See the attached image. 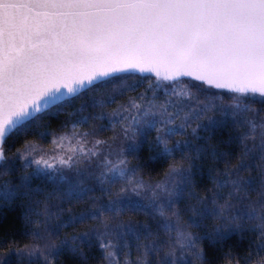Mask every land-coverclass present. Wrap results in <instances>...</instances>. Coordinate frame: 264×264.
<instances>
[{
	"label": "snow or ice",
	"instance_id": "1",
	"mask_svg": "<svg viewBox=\"0 0 264 264\" xmlns=\"http://www.w3.org/2000/svg\"><path fill=\"white\" fill-rule=\"evenodd\" d=\"M8 222L0 264H264V0H0Z\"/></svg>",
	"mask_w": 264,
	"mask_h": 264
},
{
	"label": "trees",
	"instance_id": "2",
	"mask_svg": "<svg viewBox=\"0 0 264 264\" xmlns=\"http://www.w3.org/2000/svg\"><path fill=\"white\" fill-rule=\"evenodd\" d=\"M76 103L78 104L79 101H77ZM69 110H70V109H69ZM65 118H66V117H65L64 115H61L60 118H59L58 120H53V121L50 122V127H51V128H55V126H56L61 120H64ZM27 138H28V139H33V140L38 139V138H36V137H34V136H29V137H27ZM48 139L50 140L51 137H49ZM42 143H43L45 146H47L48 141L46 140V141H43ZM65 207H67V205H65ZM75 210L78 211L79 208L77 207ZM138 218L142 219L143 217H138ZM9 223H10V222L5 223L4 225L0 226V230H2L3 228H7V227L9 226Z\"/></svg>",
	"mask_w": 264,
	"mask_h": 264
}]
</instances>
